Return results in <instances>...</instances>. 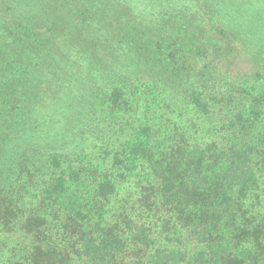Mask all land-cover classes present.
<instances>
[{
    "label": "trees",
    "instance_id": "1",
    "mask_svg": "<svg viewBox=\"0 0 264 264\" xmlns=\"http://www.w3.org/2000/svg\"><path fill=\"white\" fill-rule=\"evenodd\" d=\"M244 1L0 0V264H264ZM212 31L256 79L223 78Z\"/></svg>",
    "mask_w": 264,
    "mask_h": 264
},
{
    "label": "rangeland",
    "instance_id": "2",
    "mask_svg": "<svg viewBox=\"0 0 264 264\" xmlns=\"http://www.w3.org/2000/svg\"><path fill=\"white\" fill-rule=\"evenodd\" d=\"M192 5H194V12L197 14L204 13L206 10L202 7L203 5L200 2L193 3ZM201 25L204 24L201 23ZM208 29L209 27L206 28V32ZM207 35H208L207 47L209 48L208 57H210L208 59L212 61L217 59L216 61L220 63L222 66L224 79L227 78V81H232V82H241L246 78H248L246 81L256 79L252 75L255 74L256 65H258V63L256 65L254 63L252 64L251 63L252 61L249 60L244 55V52L241 51V49L239 50L236 46L234 52L230 53L229 44L225 42L224 38H219L218 33L212 31ZM239 51H241V55L238 56L237 53ZM229 70H231L232 73H229L228 72Z\"/></svg>",
    "mask_w": 264,
    "mask_h": 264
}]
</instances>
